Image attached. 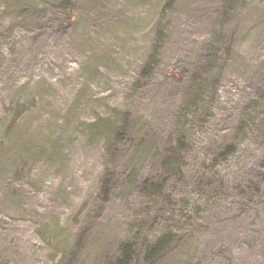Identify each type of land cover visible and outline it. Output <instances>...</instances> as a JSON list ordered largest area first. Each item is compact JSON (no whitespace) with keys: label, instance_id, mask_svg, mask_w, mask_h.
<instances>
[{"label":"rangeland","instance_id":"obj_1","mask_svg":"<svg viewBox=\"0 0 264 264\" xmlns=\"http://www.w3.org/2000/svg\"><path fill=\"white\" fill-rule=\"evenodd\" d=\"M125 250L264 264V0H0V264Z\"/></svg>","mask_w":264,"mask_h":264},{"label":"trees","instance_id":"obj_2","mask_svg":"<svg viewBox=\"0 0 264 264\" xmlns=\"http://www.w3.org/2000/svg\"><path fill=\"white\" fill-rule=\"evenodd\" d=\"M149 66H151L150 63L149 64L148 63H145V65L143 66V70H147ZM133 251L134 250L131 251L132 254H133ZM129 259H131V257H130V251L125 250L123 252L122 256H120V257L117 258V260H116L115 263L116 264H128Z\"/></svg>","mask_w":264,"mask_h":264}]
</instances>
